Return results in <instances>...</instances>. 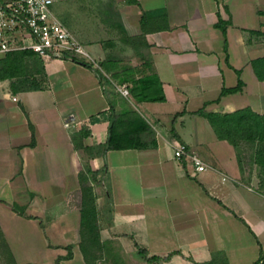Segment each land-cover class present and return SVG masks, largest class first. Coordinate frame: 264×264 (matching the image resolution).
Listing matches in <instances>:
<instances>
[{
  "label": "crops",
  "instance_id": "0c3cea01",
  "mask_svg": "<svg viewBox=\"0 0 264 264\" xmlns=\"http://www.w3.org/2000/svg\"><path fill=\"white\" fill-rule=\"evenodd\" d=\"M138 1L58 0L57 14L97 65L68 54L40 56L43 88L14 92L11 79H0V234L11 251L5 263L93 264L82 249L81 224V177L90 166L99 170L100 180H91L99 241L163 257L139 264H198L217 250L230 264H264V179L255 150L246 160L240 146L248 143L220 138L197 112L251 106L264 113V79L252 64L264 56L256 26L264 24L258 12L264 0ZM75 2L88 10L112 6L130 35L145 36L165 99L106 92L98 71L113 84L114 72L135 67L136 51L124 36L107 41L111 21L104 15L100 27L90 20L80 25ZM154 9L166 11L168 27L144 32L143 11ZM239 78L241 90L220 96ZM111 102L118 110L126 103L136 108L155 130L157 145L91 148L108 139ZM180 142L205 160L206 170L195 173L189 157L174 155Z\"/></svg>",
  "mask_w": 264,
  "mask_h": 264
},
{
  "label": "trees",
  "instance_id": "16d2710c",
  "mask_svg": "<svg viewBox=\"0 0 264 264\" xmlns=\"http://www.w3.org/2000/svg\"><path fill=\"white\" fill-rule=\"evenodd\" d=\"M129 3H139L138 0H126ZM222 25L221 19L218 22ZM123 27V26H122ZM168 27L167 13L164 9H154L143 11L141 17V28L144 32L150 29H159ZM124 28V27H123ZM125 30V29H124ZM124 41L131 44L136 54L144 58V63L152 67V72L146 73L139 77L134 74L138 71L137 67L127 68L113 73L114 78L122 81H133L130 86L132 96L141 101L144 99L163 100L165 94L162 82L156 74L149 52L145 53L143 47H148V43L143 34L130 35L126 31ZM86 64L87 61H82ZM253 67L260 79H264V56L252 60ZM109 69V66L106 65ZM100 78L106 86V92L115 94V87L106 75L98 71ZM11 79V88L14 92L21 90L40 89L45 86L46 71L43 67V60L32 49H16L0 56V79ZM243 80L239 78L238 84L234 87H223L221 95L235 92L242 89ZM219 99V98H218ZM126 102V100H124ZM111 113L109 115L110 126L109 135L106 142L95 145L97 151L105 152L108 149L121 148H147L157 145L156 132L149 121L134 107L128 106L127 103L121 109H116L113 102L110 105ZM183 112V111H182ZM178 112L176 115L181 114ZM197 112L208 117L215 131L220 138L228 139L236 146L242 143H251L255 148L257 159L264 168V113L255 111L251 106H245L230 112L207 111L202 107ZM92 121L98 120V117H92ZM89 175H83L82 181V234L89 236L92 242L100 240V226L98 223L97 195L94 191L91 180L99 181L97 169L88 166ZM14 207L17 208L16 205ZM3 244L6 252L11 253L5 239ZM83 251L88 259V248L84 245ZM139 253L143 258L149 261H158L162 259L160 255L148 256V250L139 247ZM198 264H230L227 256L223 251H214L211 259L198 262Z\"/></svg>",
  "mask_w": 264,
  "mask_h": 264
},
{
  "label": "built area",
  "instance_id": "2783aa9c",
  "mask_svg": "<svg viewBox=\"0 0 264 264\" xmlns=\"http://www.w3.org/2000/svg\"><path fill=\"white\" fill-rule=\"evenodd\" d=\"M58 0H0V56L16 49H32L44 60L71 55L94 65L96 61L83 41L55 10ZM97 65V64H96ZM124 96L130 95L127 83L112 80ZM177 158L189 157L195 173L207 163L185 142L174 148Z\"/></svg>",
  "mask_w": 264,
  "mask_h": 264
},
{
  "label": "rangeland",
  "instance_id": "374dc122",
  "mask_svg": "<svg viewBox=\"0 0 264 264\" xmlns=\"http://www.w3.org/2000/svg\"><path fill=\"white\" fill-rule=\"evenodd\" d=\"M116 1V0H113ZM119 1V0H118ZM73 8L76 10L78 21L80 25H88L89 20L92 22L93 27H100V18L104 15L105 18L109 19V25L108 27L109 33L105 35L107 37V41L110 40L111 43H116L115 40L117 38H122L126 35V31L128 33V30H126V27L124 26L123 18L120 14L116 13V10L112 6H104L103 8H90V10L86 9V6H84L81 2H75L73 5ZM261 10H264V3L260 4L258 6V12L262 16L264 13H262ZM121 18V19H120ZM88 20V21H87ZM261 20V17H260ZM113 22V23H112ZM119 23V25H117ZM90 24V23H89ZM112 26V27H111ZM124 28H123V27ZM260 29L257 31L259 32V42H261L264 46V24L256 25ZM115 28V29H114ZM114 29V30H113ZM125 29V30H124ZM145 53L148 52L147 47L142 48ZM136 57L137 64L135 67L138 68V71L134 74L135 77H139L141 75H144L146 73L152 72V67L144 63V58H142L140 55L136 54L134 55ZM130 61V59H129ZM115 81H118L120 83H127L130 86L134 83L133 81H122L120 79L114 78ZM114 85V84H113ZM115 87V85H114ZM116 88V87H115ZM131 93V91H130ZM130 102V101H129ZM257 145L253 146L251 143H248L245 145V147L240 146V150L244 157H246V160H250V155L252 154L253 150ZM257 164L258 172L261 176V178L264 179V168L262 164L257 159V154L254 153ZM252 158V157H251ZM252 160V159H251ZM94 186V185H93ZM96 193V192H95ZM101 235V234H100ZM85 245H87V250L89 253L90 261L93 264H134L136 258L137 263L139 264L142 260V255L139 253V249L136 251V253H133L132 250L123 247L118 242H114L112 240H105L104 242H92V240L87 236L85 240ZM6 250L4 248L2 236L0 234V264H7L5 263V257H6Z\"/></svg>",
  "mask_w": 264,
  "mask_h": 264
}]
</instances>
